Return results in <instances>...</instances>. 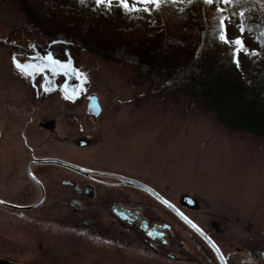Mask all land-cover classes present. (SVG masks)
Listing matches in <instances>:
<instances>
[{"label": "rangeland", "instance_id": "374dc122", "mask_svg": "<svg viewBox=\"0 0 264 264\" xmlns=\"http://www.w3.org/2000/svg\"><path fill=\"white\" fill-rule=\"evenodd\" d=\"M115 7L107 10L104 6H90L85 0L80 1L78 12L86 20L84 29L94 27L100 19L116 18ZM194 9L203 8L197 5ZM163 15L165 21L172 22L170 11ZM159 20L146 19L142 12L134 15L123 12L117 23L129 30H138L158 28ZM232 21L228 25V37L236 39L240 36L238 22ZM243 39L249 50L259 49L249 35H244ZM55 40L66 41V38L58 35ZM53 41L27 22L15 0H0V94L3 101L16 107L26 106L27 102L21 84L10 77V59L14 54L36 53L31 51V44L36 48L37 45L46 47ZM67 42L72 52L60 48L57 57L47 48H38V52L59 57L66 64L73 59L78 73L83 74L80 76L82 85L88 88V93L98 95L103 113L93 122L86 115L85 102L73 109L57 100L37 106L34 123L29 128L36 130L40 120L55 117L60 123L61 136L68 138L62 145L49 143L56 149H49L44 139L37 140L40 155L61 154L89 167L106 168L142 179L177 204L181 198L191 197L197 207L185 212L207 229L211 222L219 223L216 236L223 246L234 243L264 247V138L222 126L211 112L186 95L175 99L154 96L150 84L138 79L137 59L123 48L115 51L112 60L104 61L85 51L79 43L71 39ZM240 59L246 66L243 53ZM19 110V114L24 112L21 107ZM73 114L78 115L81 135L91 138V146L86 150L78 151L73 145V139L80 135L78 125H67ZM0 121L2 126L8 125L6 118ZM14 124L21 128V118ZM18 140L16 147L21 149L20 138ZM3 145L6 146L7 141ZM27 160V153L19 154L17 159L10 158L9 177L20 188L5 184L2 189L8 197L33 202L38 197L36 192L29 198L22 194L24 191L32 194V186L23 175ZM40 175L52 191L43 209L25 217L0 211V258H17L21 264H209L197 245L185 236H180L187 243L180 252L182 261L173 263L165 258L150 257L133 233L118 223L112 224L106 205L98 200L88 201L80 215H72L66 204L70 194L61 192L57 185L64 176L53 170L40 172ZM113 194L130 206L141 204L145 212L158 221H169L166 213L140 194L127 190H114ZM91 215L101 218L100 228L108 238L114 239V245L104 243L91 231L76 228V220Z\"/></svg>", "mask_w": 264, "mask_h": 264}, {"label": "trees", "instance_id": "16d2710c", "mask_svg": "<svg viewBox=\"0 0 264 264\" xmlns=\"http://www.w3.org/2000/svg\"><path fill=\"white\" fill-rule=\"evenodd\" d=\"M15 1L27 22L54 40L46 47L37 45L39 49L47 48L57 57L60 48L72 52L67 42L71 39L85 51L110 61L115 51L123 48L137 59L138 79L150 84L154 96L175 99L186 95L211 112L222 126L264 138V7L260 0H241L227 6L224 13L239 24V13L244 11L246 26L251 29L245 35L259 45V49L250 50L258 52V56L245 55L246 66L240 56L237 66L232 49L218 40L220 14L215 5L207 6L203 0L167 3L151 15L142 12L146 19L161 20L158 28L138 30L117 23L123 14L118 6L116 18L100 19L94 27L84 29L86 20L78 12L81 0ZM85 1L96 6L95 0ZM197 5L204 10L194 9ZM169 11L171 23L163 19ZM58 35L66 41L55 40Z\"/></svg>", "mask_w": 264, "mask_h": 264}, {"label": "flooded vegetation", "instance_id": "af4514ba", "mask_svg": "<svg viewBox=\"0 0 264 264\" xmlns=\"http://www.w3.org/2000/svg\"><path fill=\"white\" fill-rule=\"evenodd\" d=\"M32 47L33 44L30 45V49L36 53L14 54L17 61L22 64H41V59L34 58H43L47 55L41 54L38 52V48ZM54 59L66 64L58 58ZM69 62L70 64L72 63L71 67L75 69V72L70 68L67 72L64 69H58L54 74L48 68H43L42 71L32 70L34 74L30 75L18 70L13 64V57L10 59V77L21 84L22 93L27 102H25L26 106H12L8 102L3 101L0 94V119L2 117L6 118L8 124L4 126L0 124V211L13 216L25 217L31 216L43 209L47 205L52 191L49 183L40 175V172L53 170L64 176L60 177L57 185L61 192H68L70 194V198L66 201V204L72 215H80L85 208L86 202L100 201L102 205L107 206L112 224L118 223L133 233L150 257L165 258L173 263L182 261L180 252L185 249L187 243L185 240L180 239V236H185L197 245V249L206 256L209 264H222L221 256L223 261H226V264H264V247H246L234 243L229 244L227 247L223 246L216 236V233L220 230V224L213 221L210 223V228H205L185 212L186 210L189 211L196 208L191 209L182 204L181 200L184 197L177 204L158 188L142 179L106 168L89 167L71 159H66L61 154L40 155V150L36 146L37 140L41 141V139H44V142L48 145L52 141L62 145L68 141V138L61 136L59 130L60 123L55 117L40 120L37 123L38 128L36 130L29 128L34 123V114L38 108L37 106L50 103L51 100H57L61 105H68L70 109H73L85 102L86 115L93 122H96L103 113L100 98L95 93H88V88L82 85L81 77L77 76L76 62L73 59L69 60L68 64ZM65 95H68L69 99H65ZM92 96H97L100 102L102 111L99 116L93 115L90 110L89 103ZM20 107L24 109V112L20 113L21 115L18 113ZM19 118L22 120V126L21 128H16L17 125L14 122ZM78 121V115L73 114L68 118L67 125L70 127L77 126ZM76 129L80 135L73 139L74 147L78 151L90 148L92 143L91 138L81 135L83 132L79 125ZM19 138L21 149H17L16 147ZM5 141H7L6 146L3 145ZM51 147L56 149L53 145L48 146L49 149ZM64 151L61 152L64 153ZM21 153L24 155L27 153L28 155V160L23 167L24 178L32 186L31 193L36 192L38 195L37 199L33 202H24V200L8 197L2 189L5 184H9L15 188L17 186L16 189L20 188L18 187V183L12 180V177H9V162L10 158L17 159ZM14 173H16V169H14ZM68 175L74 177H66ZM124 179L137 182L153 190L157 195L178 209L201 231L197 232L192 229L177 213L165 206L154 194L137 185L130 184L124 181ZM114 190H127L142 195L161 212L166 213L169 221L161 222L153 218V216L145 212L141 204L130 206L124 200L113 197ZM28 192L24 191L22 193L25 198L33 195V193L29 194ZM115 203L129 210L137 211L142 220V229H138L133 224L116 216L113 212ZM99 219L101 218L98 215H91L76 220L74 224L77 229L83 232L91 231L104 243L114 245V239L108 238L104 230L100 228ZM213 244L216 247H213ZM217 248L219 252H217ZM0 264L21 263L17 258L2 257L0 258Z\"/></svg>", "mask_w": 264, "mask_h": 264}, {"label": "snow or ice", "instance_id": "6c2138e0", "mask_svg": "<svg viewBox=\"0 0 264 264\" xmlns=\"http://www.w3.org/2000/svg\"><path fill=\"white\" fill-rule=\"evenodd\" d=\"M83 3V0H81ZM183 3L185 0H95V3L97 7L104 6L107 10H111L113 6H118L121 11H123L126 15H134L138 14L140 12L147 13L149 15L152 14L153 10H159L161 6L167 3L176 4V3ZM187 3L191 4L193 0H186ZM241 0H203V3L207 6H213L215 5L217 13H219V22H218V31H217V38L218 40L229 46L232 49V57L233 62L239 66V56L241 53H243L246 56H258L259 53L256 51H250L248 47L244 43V35L245 32H250L251 29L246 26V16L245 12L241 11L239 13V19L240 22L237 25L239 28L240 36L236 39H229L228 37V25L232 24V18L231 16L224 15L225 11L227 10V6H233L236 4H239ZM261 7H264V0H260ZM234 15V14H233ZM261 36H264V33H261ZM259 39V38H258ZM261 46L264 47V42H261ZM34 59H41V64H22L15 57H13V64L15 67L20 70L22 73L26 74H34L32 70L42 71L43 68H48L50 71H52L54 74L58 71V69H64L65 72L71 67V64H63L59 60H56L53 58L51 54H48L46 57L43 58H34ZM73 72H75V69H72ZM82 73H77V76H82ZM84 80L86 82L87 78L84 77ZM47 90V89H46ZM67 91V90H65ZM65 99H69L68 95H65ZM164 203H168L165 201ZM171 207V205H169ZM182 215V214H181ZM187 220V217H183ZM191 223V221H188ZM195 228L196 226L193 225ZM198 232H200V229H196ZM201 235L203 233L201 232ZM213 247H216L213 244ZM217 252H219V249L217 248ZM222 264H226V261H223V258L221 256Z\"/></svg>", "mask_w": 264, "mask_h": 264}, {"label": "water", "instance_id": "95a60500", "mask_svg": "<svg viewBox=\"0 0 264 264\" xmlns=\"http://www.w3.org/2000/svg\"><path fill=\"white\" fill-rule=\"evenodd\" d=\"M71 66H72V63H71ZM70 69H73L72 67H70ZM90 110L92 112L93 115L95 116H99L101 114V105H100V102L98 100V97L97 96H92L90 98ZM85 145V144H84ZM124 181L126 182H129L130 184H133V185H137L139 186L140 188H143L145 190H147L148 192H150L151 194H154L161 202H163V204L167 207H169V205H171L168 201V203H164L166 200L162 197H160L159 195H157L153 190H151L150 188L142 185V184H139L137 182H134V181H130V180H127V179H124ZM182 204H184L185 206L191 208V209H194L197 207V204H196V201L195 199L191 198V197H188V196H185L182 200H181ZM170 209H172L175 213H177L181 219L186 222L192 229H194L195 231H197V227H193V223H189L188 221L190 220H186L184 219L183 217H185L178 209H176L174 206L171 205V207H169ZM113 212L115 213L116 216H118L119 218H121L122 220L126 221V222H129L131 224H133L136 228L138 229H142L141 228V218L139 216V214L137 213V211H132V210H129L127 208H124L122 207L121 205L115 203L114 204V207H113ZM182 214V215H181ZM198 232V231H197ZM203 236V235H202Z\"/></svg>", "mask_w": 264, "mask_h": 264}]
</instances>
